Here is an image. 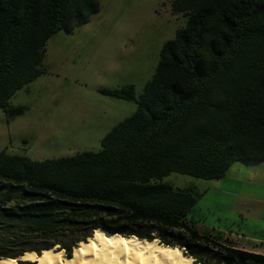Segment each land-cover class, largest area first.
<instances>
[{"label": "trees", "instance_id": "1", "mask_svg": "<svg viewBox=\"0 0 264 264\" xmlns=\"http://www.w3.org/2000/svg\"><path fill=\"white\" fill-rule=\"evenodd\" d=\"M184 27L160 50L136 110L97 152L36 162L0 151V259L56 248L69 257L96 229L178 247L194 264H264V255L199 233L187 215L200 194L176 173L224 176L264 162V0H171ZM99 0H0V109L42 73L45 45L98 12ZM17 264H33L17 262Z\"/></svg>", "mask_w": 264, "mask_h": 264}, {"label": "rangeland", "instance_id": "2", "mask_svg": "<svg viewBox=\"0 0 264 264\" xmlns=\"http://www.w3.org/2000/svg\"><path fill=\"white\" fill-rule=\"evenodd\" d=\"M170 3L99 0L87 23L52 35L43 73L9 100L22 112L8 117L0 109V151L36 162L99 151L112 127L136 110L102 90L133 86L136 99L143 92L163 44L185 25ZM162 181L200 194L186 218L199 233L264 252V162H235L216 180L172 173Z\"/></svg>", "mask_w": 264, "mask_h": 264}, {"label": "bare ground", "instance_id": "3", "mask_svg": "<svg viewBox=\"0 0 264 264\" xmlns=\"http://www.w3.org/2000/svg\"><path fill=\"white\" fill-rule=\"evenodd\" d=\"M22 259L33 264H194L181 248L100 229L94 230L85 242H79L69 257L62 250L50 248L38 256L26 252ZM0 264H16V260L0 259Z\"/></svg>", "mask_w": 264, "mask_h": 264}, {"label": "crops", "instance_id": "4", "mask_svg": "<svg viewBox=\"0 0 264 264\" xmlns=\"http://www.w3.org/2000/svg\"><path fill=\"white\" fill-rule=\"evenodd\" d=\"M230 236H233V235H230ZM234 237H236V236H234ZM242 249L247 250V251H251V252H255V253H261V254L264 255V252L260 251L259 249L254 248V247H252V248H242Z\"/></svg>", "mask_w": 264, "mask_h": 264}, {"label": "water", "instance_id": "5", "mask_svg": "<svg viewBox=\"0 0 264 264\" xmlns=\"http://www.w3.org/2000/svg\"><path fill=\"white\" fill-rule=\"evenodd\" d=\"M23 256V255H22ZM22 256H20V257H18V258H15V260H16V264H17V262H25V261H27V260H23L22 259ZM36 256H38L37 254H36ZM27 262H29V261H27Z\"/></svg>", "mask_w": 264, "mask_h": 264}]
</instances>
